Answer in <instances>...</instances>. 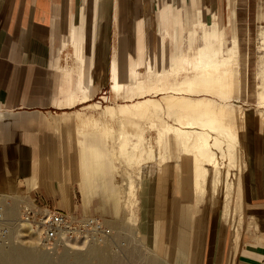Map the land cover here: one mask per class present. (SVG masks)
<instances>
[{"label":"crops","instance_id":"1","mask_svg":"<svg viewBox=\"0 0 264 264\" xmlns=\"http://www.w3.org/2000/svg\"><path fill=\"white\" fill-rule=\"evenodd\" d=\"M195 5L202 23L215 12L221 25L217 0H0V194L9 200L8 215H15L9 217L16 218L20 205L28 204L94 214L112 223V208L105 201L117 170L115 151L106 146L112 134L106 123L110 113L120 122L119 111H127L122 112L125 125L143 131L136 141H144L146 161L154 156L145 136L147 124L161 125L154 111L171 102L175 117L182 119L184 98H207L200 94L209 89L199 85V76L206 77L200 71L173 74L163 66L166 49L173 56L180 44L183 54L194 56L193 47L200 44L189 37L200 31ZM225 23L221 29H227ZM70 29L84 47L81 62L73 44L63 47ZM173 29L182 31L181 43H169ZM237 37L240 48L238 32ZM116 49L125 80L137 61L146 63L143 56H152L157 67L151 74L140 69L143 89L129 81L122 96L115 97L111 59ZM221 79L232 87L231 75ZM175 81L176 89H169ZM101 92L116 104L101 108V101H92ZM232 101V88L219 96L227 107ZM141 103L148 107L138 118L135 109ZM83 107L101 111L83 115ZM80 124L81 130L92 129L83 132L87 136L80 142L81 153L74 132ZM244 124L232 204L235 221L224 217L209 177L204 190L197 189L194 167L180 154L141 180L137 235L170 263L264 264V119L250 117ZM130 134L124 136L132 143ZM166 149L154 158L164 156Z\"/></svg>","mask_w":264,"mask_h":264},{"label":"rangeland","instance_id":"2","mask_svg":"<svg viewBox=\"0 0 264 264\" xmlns=\"http://www.w3.org/2000/svg\"><path fill=\"white\" fill-rule=\"evenodd\" d=\"M217 6L220 11L218 15L220 26L224 25L227 20V23H225L227 29H224L227 31L224 37V47L230 43L229 38L232 36V30L228 31L229 24H232L229 18H234V25H237L235 30L236 35L238 32L240 40V48L238 46L239 59L236 65L233 64V61L228 60L220 63V65L216 67L209 66L206 72L200 71V74H202L201 76L209 75L210 79L211 77H219L221 79V76L225 74L227 77L231 75L232 86L235 85L234 80H238L237 92L236 89H232L233 103L231 106L233 109L227 112L225 119L221 121L218 119H210L208 116L200 117L199 115L201 112L194 108L193 102L188 100L187 97L186 102L184 98V105L186 107L184 113L185 117L177 119V117H175L176 109H170L172 105L170 102L166 108L154 111V120L157 119V121L161 122V125L151 126L150 128L147 124L145 136H147L150 143L153 144L152 150L154 156L152 159L146 161L144 158V141H136V135L138 138L143 137V131H140L137 126L128 128V126L125 125L127 120L123 119L124 115L122 114L127 111H119L121 114L119 117L120 122L118 117H114L115 115L112 112L110 113L111 118H108L109 122L106 121V123L112 125L110 126V124H107L112 134L110 135L111 139L109 138L107 140L106 146L109 150L115 151V157H112V161L117 166L115 177L113 178L115 184L113 189L114 193L111 189L105 191V201L110 203V208H112V214L114 216L112 223L109 225L112 228L113 234L106 242L101 244L97 243L98 245L96 246L99 248L101 247L100 249H102L105 257H115L116 264H148L151 261H155L157 264H172L163 257L161 253L156 251V249L143 241L139 233L137 235L136 230L141 180L151 174L156 167L160 168L165 165L168 157H176L180 154L182 158L188 160L194 167V176L196 173L194 164L196 163L199 165L197 169L198 179H196L197 183L195 184L197 189L200 191L204 190L206 177H209L212 183L211 186L215 191V196L219 197L224 217L227 221H230V219L235 221L236 219V211H233L235 209H232V204L235 195L236 180L241 170V134L244 126L241 133L237 132L235 127L232 133L229 131L228 126H226V123L236 126L239 122L245 125V120L250 117L256 120L259 119L260 121L264 119V105L260 104L256 98L258 92L262 90L261 88L264 83V78L261 74V68L263 70L264 67V40L260 37V30L264 28V0H217ZM196 32L198 33L197 30ZM191 33L193 36L190 35L189 37L193 38V43H200V40L196 39L197 33L195 34L193 31H191ZM85 47L86 51L89 53L90 47L88 45ZM197 47L198 46L193 47L192 53L194 56L197 55ZM67 50L68 49H65V51ZM69 59L71 60L70 54ZM221 65L223 67H220ZM235 72L237 75H235ZM174 84H177L176 81L172 83V85L170 84L169 89H176ZM104 89H109V87L105 86ZM205 91L202 90L200 94L207 97L205 99L209 101L210 107L217 109L223 106V104L219 103V96L222 95L223 97L224 92H218L217 89L211 87ZM103 94L105 93L101 92L92 101H101V108L106 104H116V102L109 101L108 98H102L101 95ZM160 96L156 98H160ZM214 96H216V99H214ZM121 102L122 101H119L118 103ZM154 106L157 105L154 104ZM189 106H191V108H187ZM146 107H148V105L143 103L137 106L135 111L138 113V118L144 117V108ZM101 108L97 111L83 107L79 108V112L83 115H98ZM209 111L213 112L215 109ZM191 121L197 125L198 129L215 130L210 131L212 135L210 138L211 144L206 150L208 149V152H212L216 157V166L208 163V160L200 155V150L198 151L197 148L194 147L193 140L196 135L195 132L189 136L190 139H184L173 127L176 124L180 126V124H187V122ZM75 129L74 132L81 153L80 142L84 136H87V134L85 135L83 132L85 130L91 131L92 129L89 126L85 128V130H81V124L78 127L75 126ZM126 133L133 134L129 136L132 143L126 140L124 136ZM215 138H219V140L217 141ZM186 140L188 141L186 142ZM122 141L127 142L128 147L126 151L120 149ZM134 141L136 142L133 143ZM166 147V151L163 152L164 156L161 158H154L156 154L160 153V150ZM140 166L141 169L138 175V168ZM130 179L133 180L135 186L138 185L136 192V198L138 197V213L137 206H135L137 204H135V202V205L130 203V199L127 198L126 194V187ZM16 212L18 213V211ZM11 216L15 217V215ZM123 220L126 221L124 227H122ZM17 229L21 230L17 231ZM13 233L14 235L20 234L18 240H14V243L12 242L14 247L29 248L31 246H38L37 248L45 249V247L38 242L36 234L32 232L31 227L20 222L13 223L11 233L6 239L0 238V244H4L7 240L12 241L14 239ZM90 261L93 264L97 262L96 258L93 256L90 257Z\"/></svg>","mask_w":264,"mask_h":264},{"label":"bare ground","instance_id":"3","mask_svg":"<svg viewBox=\"0 0 264 264\" xmlns=\"http://www.w3.org/2000/svg\"><path fill=\"white\" fill-rule=\"evenodd\" d=\"M197 9H196V8ZM197 13V24H199L200 31H199V39L200 44L197 49V55L193 57H189L182 53L181 51V44L179 46H175V51L173 56H167V49L166 53L164 54V63L163 66L168 69L173 74H177L184 70H198L203 71L206 67L213 66L216 67L220 65L222 62H226L228 60L233 61V64L236 65L238 63L239 59V48H238V38L236 35V26L234 25V18H229V21L232 22V38L229 45L226 47L223 46L224 43V37L226 36L227 31L220 28L219 23L215 20L213 16H216V14L211 13L210 15V21L206 23H202V20H200V7L195 5L194 6ZM185 9V8H184ZM214 11V10H213ZM185 14V12H184ZM186 15V14H185ZM172 16V14H171ZM184 17V16H183ZM231 17V16H229ZM214 18V19H213ZM178 22V21H177ZM224 28V27H223ZM73 30H69L68 34L66 35V38L63 41V47H66L68 45H74V51H75V57L78 59L79 62H81V55L83 52V45L77 43L75 39L73 38L72 34ZM181 30L173 29L172 31H169V43H171L173 40L177 41V39H180L181 43ZM195 34L197 33L196 30L193 31ZM198 37V34H197ZM260 37L264 40V28L260 30ZM139 42V41H138ZM176 45V44H175ZM138 49H140L141 44H139ZM169 47V45H168ZM172 50V49H171ZM112 55V82H111V88L115 95V97H121L125 89H128L126 86H128L129 81H135L136 88L137 89H143L144 82L142 79H140L141 75V68H143V71H146L148 74H151V72L157 67L155 65V62L151 61L152 56L145 57L143 56L142 59H145L146 63H140L139 61L136 62V66L133 69H130L129 78L123 79V76L120 75L119 72V65H118V59H117V49L113 50ZM150 60V61H149ZM261 74L264 78V67L263 70L261 68ZM128 76V74L126 73ZM235 75L237 73L235 72ZM237 82L238 80H234V84L231 87V84L226 82L225 80L220 79L219 77L211 79L209 78V75L206 77H199V85L201 86H209L211 88L217 89L219 92H229V88L236 89L237 92ZM170 84V83H169ZM262 90L258 92L256 95L257 101L260 104L264 105V83ZM238 97V96H237ZM194 104V108L198 111H200V117L202 116H208L210 119H218L223 120L225 119L227 112H229L231 109H233L232 106H220L217 109L210 107L209 101L205 98H195V99H188ZM186 102V98H185ZM208 109V110H207ZM215 109V111L211 112L209 110ZM217 110V111H216ZM228 110V111H227ZM112 109L109 108V112H111ZM225 122V121H224ZM226 126H228L229 131H233V128L235 127L237 132L241 133V130L243 128V125L239 122L238 125L233 126L232 124L226 123ZM177 133H179L180 136H183L184 139H190L189 136L192 135V133L195 132V137L193 140V145L197 150H200V155L208 160V163H210L213 166H216L217 160L216 157L212 152H208L209 150L206 148L209 147L210 138L212 137L210 131H215L213 129H198L197 125L194 124L192 121L187 122V124H183L178 126L177 124L173 126ZM238 127V128H237ZM131 128V127H128ZM233 133V132H232ZM215 140H219V138H215ZM188 140H186L187 142ZM128 145L126 141H122L120 144V149L122 151H126ZM205 149V150H202ZM195 166V177L198 179V173L197 169L198 166L196 163ZM126 194L127 198L130 199L129 202L137 204V198H136V186L134 185L133 180H129V183L126 187ZM134 204V205H135ZM136 206V205H135ZM20 222V221H19ZM24 223V222H20ZM27 224V223H25ZM29 227H31L29 224H27ZM22 226V225H21ZM132 228V226H131ZM32 229V228H31ZM21 230V229H17ZM32 232L35 233V231L32 229ZM36 234V233H35ZM18 235H14L13 233V240L9 241L7 240L4 244H0V264H93L90 261V257L93 256L96 258L97 262L96 264H116L115 263V257L108 256L105 257L102 249H100L97 243L92 242L93 244H85L84 242H81L76 239H66V241L63 243L61 248L59 247H45V249H40L35 246H31L29 248H18L14 247L13 243L14 240H18ZM37 237V236H36ZM13 242V243H12ZM100 246V245H99ZM95 264V263H94ZM148 264H157L155 261H151Z\"/></svg>","mask_w":264,"mask_h":264},{"label":"built area","instance_id":"4","mask_svg":"<svg viewBox=\"0 0 264 264\" xmlns=\"http://www.w3.org/2000/svg\"><path fill=\"white\" fill-rule=\"evenodd\" d=\"M9 200L0 194V238L6 239L14 222H24L35 231L44 247H61L66 239L85 243H104L113 234L112 228L94 214H70L38 205L22 204L16 218L6 212Z\"/></svg>","mask_w":264,"mask_h":264}]
</instances>
